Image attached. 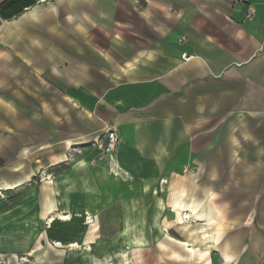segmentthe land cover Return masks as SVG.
<instances>
[{"label": "crops", "instance_id": "0c3cea01", "mask_svg": "<svg viewBox=\"0 0 264 264\" xmlns=\"http://www.w3.org/2000/svg\"><path fill=\"white\" fill-rule=\"evenodd\" d=\"M6 1L0 194L14 208L0 219L20 217L0 220V264H95L69 247L81 235L31 249L59 214H141L189 229L194 262L264 264V0ZM109 130L112 153L95 145Z\"/></svg>", "mask_w": 264, "mask_h": 264}, {"label": "rangeland", "instance_id": "374dc122", "mask_svg": "<svg viewBox=\"0 0 264 264\" xmlns=\"http://www.w3.org/2000/svg\"><path fill=\"white\" fill-rule=\"evenodd\" d=\"M48 178L52 179L50 176L40 174L37 183L44 182ZM31 185L32 183L28 186ZM33 185L34 188L32 189L35 191L37 185L35 183ZM23 187V189H26V186ZM13 201L14 198L10 195L5 194L3 196L0 194V214L9 213L14 208L11 205ZM23 203H25V200H23ZM21 216L23 226H34L29 219L35 217L33 214L24 211ZM6 217V221L13 223L14 219L19 218L20 215L15 216L10 213L1 219ZM116 218H119L118 222L121 225L90 227L85 225V223L90 222L88 217L86 220L75 218L71 221H69L71 218L69 220L57 219L53 224L49 223V217L48 222L46 221L47 224L44 225L45 228L40 231L39 238L30 245L31 249L47 252L48 248L50 251H54L52 253L62 254L67 247L62 242V238L65 237V241L70 240L73 242L75 238H78V235H81V243L87 241L86 245L72 243L69 247L72 250L77 249L79 252L85 253L86 257L90 254H96L97 262L95 264H208L207 262H194V249L188 246L190 244L185 245L184 243L185 239L190 237L189 229L182 226H139L138 222L141 223L143 220L141 214L135 216L136 226L123 225L122 222H125V216L117 215ZM4 223L5 221H0V226H4ZM37 224L35 226H38ZM95 237H97L98 247L94 250V248L88 246V239ZM28 240L25 238L24 242L29 243ZM72 245H77V247ZM23 246H25V249H29L28 244H23ZM24 253L29 252L24 251Z\"/></svg>", "mask_w": 264, "mask_h": 264}, {"label": "built area", "instance_id": "2783aa9c", "mask_svg": "<svg viewBox=\"0 0 264 264\" xmlns=\"http://www.w3.org/2000/svg\"><path fill=\"white\" fill-rule=\"evenodd\" d=\"M184 59L190 60L191 57L184 55ZM119 143V136L115 130H109L106 135V141L103 143L102 141L97 142L95 145L98 149L106 152L112 153L116 150V147Z\"/></svg>", "mask_w": 264, "mask_h": 264}, {"label": "bare ground", "instance_id": "6f19581e", "mask_svg": "<svg viewBox=\"0 0 264 264\" xmlns=\"http://www.w3.org/2000/svg\"><path fill=\"white\" fill-rule=\"evenodd\" d=\"M89 169V168H88ZM87 185V184H86ZM72 214V213H71ZM79 216V215H78ZM71 218V216L69 215H65V214H59V215H53L50 217V220H49V223L53 224L55 222V220L57 219H62V220H69ZM90 220V222H88V224H93V220L91 219H88ZM73 247H77V245H72ZM140 247V246H139Z\"/></svg>", "mask_w": 264, "mask_h": 264}, {"label": "trees", "instance_id": "16d2710c", "mask_svg": "<svg viewBox=\"0 0 264 264\" xmlns=\"http://www.w3.org/2000/svg\"><path fill=\"white\" fill-rule=\"evenodd\" d=\"M17 1H19V0H8V1H6V3H4V4L2 5L1 9H4V8H6V7H9V8H10V7H11L14 3H16ZM36 1H37V0H30V1L28 2L29 6L33 5ZM29 6H26V7H29ZM14 15H16V14L8 15V16H6V18H7V19H8V18H11V17H13Z\"/></svg>", "mask_w": 264, "mask_h": 264}]
</instances>
